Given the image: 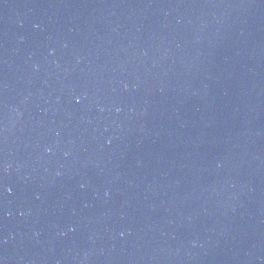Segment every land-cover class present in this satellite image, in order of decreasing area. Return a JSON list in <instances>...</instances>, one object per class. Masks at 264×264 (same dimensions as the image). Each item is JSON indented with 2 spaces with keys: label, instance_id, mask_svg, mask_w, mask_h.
<instances>
[{
  "label": "water",
  "instance_id": "1",
  "mask_svg": "<svg viewBox=\"0 0 264 264\" xmlns=\"http://www.w3.org/2000/svg\"><path fill=\"white\" fill-rule=\"evenodd\" d=\"M0 264H264V0H0Z\"/></svg>",
  "mask_w": 264,
  "mask_h": 264
}]
</instances>
